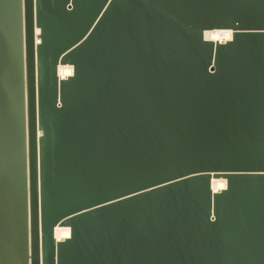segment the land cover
Segmentation results:
<instances>
[{"label":"water","instance_id":"95a60500","mask_svg":"<svg viewBox=\"0 0 264 264\" xmlns=\"http://www.w3.org/2000/svg\"><path fill=\"white\" fill-rule=\"evenodd\" d=\"M0 262L264 264V0H5Z\"/></svg>","mask_w":264,"mask_h":264},{"label":"bare ground","instance_id":"6f19581e","mask_svg":"<svg viewBox=\"0 0 264 264\" xmlns=\"http://www.w3.org/2000/svg\"><path fill=\"white\" fill-rule=\"evenodd\" d=\"M205 36L208 39L217 42H224L230 40L232 38V31L231 30H212L207 31ZM74 68L72 65H60L59 66V73L62 77H67L73 74ZM213 188L215 190H220L226 188L227 181L223 178H214L212 180ZM55 234L57 239H64L69 237L70 235V228L69 227H61L57 226L55 230Z\"/></svg>","mask_w":264,"mask_h":264},{"label":"snow or ice","instance_id":"6c2138e0","mask_svg":"<svg viewBox=\"0 0 264 264\" xmlns=\"http://www.w3.org/2000/svg\"><path fill=\"white\" fill-rule=\"evenodd\" d=\"M5 2V0H0V5H2ZM2 264V262H0Z\"/></svg>","mask_w":264,"mask_h":264},{"label":"built area","instance_id":"2783aa9c","mask_svg":"<svg viewBox=\"0 0 264 264\" xmlns=\"http://www.w3.org/2000/svg\"><path fill=\"white\" fill-rule=\"evenodd\" d=\"M59 76H60V73H59ZM60 77H62V76H60ZM63 78V77H62Z\"/></svg>","mask_w":264,"mask_h":264}]
</instances>
